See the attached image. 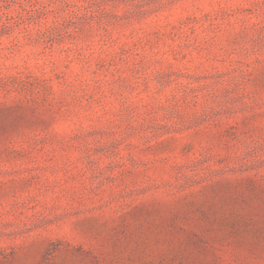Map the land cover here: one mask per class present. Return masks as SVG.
<instances>
[{
  "label": "rangeland",
  "instance_id": "obj_1",
  "mask_svg": "<svg viewBox=\"0 0 264 264\" xmlns=\"http://www.w3.org/2000/svg\"><path fill=\"white\" fill-rule=\"evenodd\" d=\"M0 264H264V0H0Z\"/></svg>",
  "mask_w": 264,
  "mask_h": 264
}]
</instances>
